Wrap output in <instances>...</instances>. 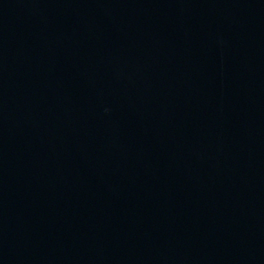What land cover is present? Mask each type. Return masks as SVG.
I'll use <instances>...</instances> for the list:
<instances>
[{"label": "water", "instance_id": "95a60500", "mask_svg": "<svg viewBox=\"0 0 264 264\" xmlns=\"http://www.w3.org/2000/svg\"><path fill=\"white\" fill-rule=\"evenodd\" d=\"M0 264H264V0H0Z\"/></svg>", "mask_w": 264, "mask_h": 264}]
</instances>
